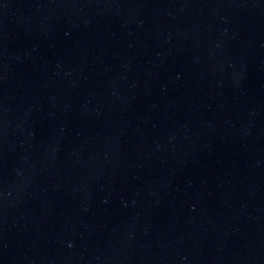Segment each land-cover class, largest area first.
<instances>
[{
    "label": "water",
    "instance_id": "water-1",
    "mask_svg": "<svg viewBox=\"0 0 264 264\" xmlns=\"http://www.w3.org/2000/svg\"><path fill=\"white\" fill-rule=\"evenodd\" d=\"M0 264H264V0H0Z\"/></svg>",
    "mask_w": 264,
    "mask_h": 264
}]
</instances>
